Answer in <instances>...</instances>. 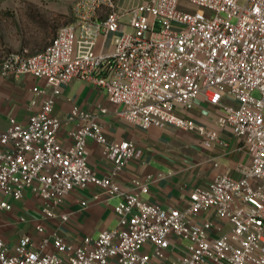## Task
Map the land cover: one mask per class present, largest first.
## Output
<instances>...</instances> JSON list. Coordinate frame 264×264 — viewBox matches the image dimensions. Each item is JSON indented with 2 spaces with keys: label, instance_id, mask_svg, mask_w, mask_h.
<instances>
[{
  "label": "built area",
  "instance_id": "2783aa9c",
  "mask_svg": "<svg viewBox=\"0 0 264 264\" xmlns=\"http://www.w3.org/2000/svg\"><path fill=\"white\" fill-rule=\"evenodd\" d=\"M121 2L76 0L71 21L44 51L4 58L3 77L31 75L45 86L33 88L44 98L41 110L0 131V210H11L7 199L21 200L29 190L52 217L74 189L97 186L107 198L121 197L119 226L80 244L53 235L38 249L28 235L11 249L0 234V264H149L165 259L173 235L190 242L179 264H264V0H139L129 9ZM74 79H92L122 107L119 116L141 130L171 125L211 143L219 135L184 116L201 98L220 110L251 164L240 178L220 174L196 188L185 209L145 201L149 185L138 179L122 191L113 178L139 157L132 142H108L98 116L79 108L68 118L75 125L71 146L58 141L62 120L53 106ZM89 140L103 146L110 176L99 177L89 165ZM210 209L230 224L216 238L220 224L195 222ZM147 244L152 254L143 253Z\"/></svg>",
  "mask_w": 264,
  "mask_h": 264
},
{
  "label": "crops",
  "instance_id": "0c3cea01",
  "mask_svg": "<svg viewBox=\"0 0 264 264\" xmlns=\"http://www.w3.org/2000/svg\"><path fill=\"white\" fill-rule=\"evenodd\" d=\"M12 1L0 0V10ZM112 49L110 39L107 50ZM96 50L99 51V46ZM35 86L44 87L45 81L31 75L3 77L0 65V131L6 130L12 122L27 123L41 110L44 98L33 92ZM74 108L97 115L108 142L130 141L137 147L139 157L113 181L122 191H130L134 179L148 183L149 192L142 195L143 199L163 210L187 208L196 188L209 185L220 174L240 178L243 169L251 164L249 155L236 141L232 130L221 120L220 110L208 106L201 98L195 100L184 116L207 131L216 132L219 137L211 143L196 131L171 125L141 130L119 116L122 107L112 104L107 92L92 79H74L61 88L53 106V115L62 120L58 141L64 147L72 144L69 133L75 125L68 118ZM102 109L107 112L102 113ZM87 151L89 165L97 175L101 178L110 176L112 164L103 155V146L89 140ZM121 200V197L107 198L104 190L97 186L76 188L55 209L54 216L49 217L43 211V202L27 190L21 200L7 199L12 205L11 210H0V234L11 249L26 235L31 237L34 249L40 247L44 238L53 235L74 244L82 243L85 238L95 240L103 231L118 228L115 208ZM64 214L69 215L67 220H63ZM205 221L221 225V230L212 236L214 238L230 230L227 221L220 223L217 220L214 209L203 211L195 218L199 224ZM39 225L44 228L43 233L38 232ZM189 245L188 239L173 235L165 259H152L149 264H179ZM51 250L50 243L45 251ZM152 252L151 245L144 246L143 253Z\"/></svg>",
  "mask_w": 264,
  "mask_h": 264
},
{
  "label": "rangeland",
  "instance_id": "374dc122",
  "mask_svg": "<svg viewBox=\"0 0 264 264\" xmlns=\"http://www.w3.org/2000/svg\"><path fill=\"white\" fill-rule=\"evenodd\" d=\"M75 1L13 0L5 6L0 13V65L9 53L20 50L23 40L34 44L43 40L49 30L69 23ZM138 2L122 0L121 8L129 9Z\"/></svg>",
  "mask_w": 264,
  "mask_h": 264
},
{
  "label": "trees",
  "instance_id": "16d2710c",
  "mask_svg": "<svg viewBox=\"0 0 264 264\" xmlns=\"http://www.w3.org/2000/svg\"><path fill=\"white\" fill-rule=\"evenodd\" d=\"M1 12H2V10H0V13ZM59 27L60 26H58L57 29L53 28L52 30H49L48 35H46L43 40L37 41L34 44L31 42H27V40L26 41L23 40L21 43V46H20L21 47L20 50H18L16 52L27 51V53L30 55H35V54L41 53L52 43V41L54 40V38L57 34ZM11 53H13V52H11Z\"/></svg>",
  "mask_w": 264,
  "mask_h": 264
}]
</instances>
